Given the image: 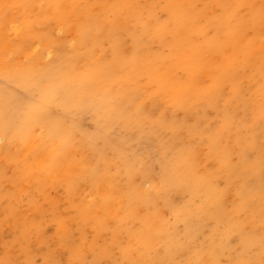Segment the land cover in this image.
Returning <instances> with one entry per match:
<instances>
[{"label":"bare ground","instance_id":"bare-ground-1","mask_svg":"<svg viewBox=\"0 0 264 264\" xmlns=\"http://www.w3.org/2000/svg\"><path fill=\"white\" fill-rule=\"evenodd\" d=\"M155 1L168 13V20L161 19L156 3L145 6L140 0H0V76L14 86L0 87V164L12 168L18 181L11 197H16L19 207L27 204L25 209L15 207L22 214L16 223H33L31 219L41 214L48 200L47 189L63 187L59 194L80 215H67L60 224L66 231L80 219L93 218L102 226L108 215L120 216V223L140 220L142 229L129 231L138 234L145 249L151 248L152 235L167 236L166 257L158 254L150 264H222L216 244L211 256L194 251L195 238L209 217L224 222L228 232L264 240L259 227L264 223V121L242 130L239 109L231 112L221 104L222 100L244 102L246 114L245 94L249 93L261 99L264 116V0ZM126 13L139 22L146 18L151 37L169 47L174 69L187 78L173 79L172 64L163 71L164 58L136 34L134 51L125 55L120 34ZM61 31L67 36L64 41L53 37ZM168 35L173 42L168 43ZM106 39L112 40L111 58L105 54ZM236 63L253 68L248 88L235 72ZM205 73L209 83L202 80ZM143 74L168 87L171 113L153 118L141 99ZM226 81L231 88L228 97L222 88ZM208 107L223 110L221 129L205 126L201 118ZM178 108L194 115L196 122L174 119ZM72 112L90 113L95 130L85 129L81 116ZM156 120L167 136L158 131L138 144L129 135L135 127L145 131L148 126L152 132ZM196 137L220 153L219 169L202 170ZM171 147H180L174 155L182 160L169 157ZM90 151L98 155L97 160ZM154 157L162 169L161 181L189 192L184 211L175 213L177 221H185L184 242L176 225L156 208L157 183L148 172ZM115 158L123 161V168L116 167ZM123 171L126 186L119 181ZM138 172L145 176L141 184L136 181ZM230 187L237 194L232 203ZM49 201L54 211L59 201ZM143 203L151 207L145 217L138 208ZM6 213V219L16 215L14 208ZM88 246L87 239L80 238L77 252ZM124 254L129 258L126 250ZM263 260L261 255L248 264H264Z\"/></svg>","mask_w":264,"mask_h":264},{"label":"rangeland","instance_id":"rangeland-1","mask_svg":"<svg viewBox=\"0 0 264 264\" xmlns=\"http://www.w3.org/2000/svg\"><path fill=\"white\" fill-rule=\"evenodd\" d=\"M33 1L37 2V0ZM140 3L145 6L156 3L161 19H169L168 13L158 1L140 0ZM127 14L128 13H126V15L123 14L127 16V18L124 17L122 19L123 31L120 34L121 48H123L125 55H129L134 51V34H136L144 45H147L150 41L152 45L151 51L160 53V57L164 58V60L161 59L162 69L166 71V67L172 64V54L170 53L169 47L164 45L159 39L151 37V31L147 28L145 23L146 18L139 22L134 16ZM209 30V36H214V30L211 27ZM53 37L60 38V41L67 39L64 31L59 33L56 32ZM167 40L168 43L173 42L172 35H168ZM58 43L61 44L62 42ZM103 45L105 46V54H107L108 58H111L112 40H104ZM241 58H243L242 55ZM224 61L222 57L219 58V62L222 63V65ZM173 65L174 64L171 65L172 69H169L171 74L175 75L172 76L173 79L179 75L184 78L188 77L182 70H175ZM244 65L238 66L236 63L233 66L235 67L234 69L237 75L244 80L243 85L248 88L252 84V80H250L249 77L253 68L250 65ZM233 66L231 67L233 68ZM209 77V74L205 73L202 80L209 83ZM229 83L230 81L223 83L224 86L222 88L225 97L231 94ZM140 85L144 87V91L142 90L144 95H141V99L144 98L145 106L151 111L150 113H153V118L159 113L167 115L173 111V107L170 106L171 103L169 102V104L167 102V99L170 97L168 87L162 88L158 85L157 80H153L151 77H148L147 74L140 76ZM0 87L5 90L14 88L13 84L6 82L2 76H0ZM260 100L261 99L251 97L249 93L245 94V104L248 103V109L245 111L246 114L243 112L244 102H240L236 105V102L228 104L226 100H222L221 104L222 108L224 106L230 107L229 111L231 112H234L236 108L239 109L236 110V112H241L244 120L240 126L242 130H245L251 126V123L256 121L262 123L264 121V116L260 113V104H262ZM56 109L57 107H55V110ZM72 115H76V117L81 116L85 129L89 131L95 130L96 122L90 113L72 112ZM69 117H71V115H69ZM222 117L223 110L218 111L217 109L208 107L204 110L201 119L204 120L205 126L209 124L210 127L214 129H221L224 124V119ZM173 118L177 120L190 119V123L196 122V117L194 115H187L179 108L175 111ZM152 128L154 130L151 132L148 126L145 127V131H143L144 129H140V127H135L128 133L138 144L149 141V139L152 138L151 135L158 131L163 137L168 134V132H161V124L157 120L152 125ZM121 129L119 131H121ZM118 132L116 131V133ZM148 135L150 138H147ZM78 138H81L80 134H78ZM198 139L199 140L195 142L194 145L198 146L199 156L204 162V164H201L202 170L205 168L214 170L219 169L223 160L220 153L208 149L203 143L204 141H202V139L200 140V138ZM100 143L102 144L101 141ZM179 150L180 147H175V149L171 147L167 150V154L175 161L179 159L182 160V158H178L174 155L175 152ZM90 154L92 159L97 160L98 155L96 153H91L90 151ZM114 161L116 162L117 168L124 167L122 160L115 158ZM10 169L11 171L7 172ZM148 172L151 178L157 183L158 190L155 192L156 208L170 221V224L176 225L175 230L177 231L180 241L184 242L186 239L185 221H177L175 213L184 211L186 204L189 203L190 195L188 190L180 186H175L172 183L167 185V183L165 184L161 181L162 169L156 157H154L152 163L149 164ZM13 175L12 168L8 167L7 164H0V264H150V259L158 254L166 257L167 236L152 235V246L150 249H145L144 245L139 242L138 234H133L129 231V229L137 232L140 231L142 229L140 220H135L131 223H120V221H118L120 216L115 217V215H108L105 218L104 226L91 218L90 220L80 219L78 222H74L67 231L63 229L60 224L66 220L68 217L67 215L80 216L76 208L68 207L69 202H67V198L59 194V189L63 187H58L57 190L53 187L47 189L48 200L44 202L45 207L41 214H37V216L31 219L34 221L33 223L29 222L27 226L23 225L24 223L22 222L16 223L15 220L21 217L22 214L18 211L19 209L17 210L15 208L19 207L20 202L16 200V197H11L16 187L15 184L18 182ZM144 179V173L138 172L136 181L141 184ZM119 181L120 184L126 186L127 176L124 171L120 173ZM227 183L226 180L221 182L222 186H226ZM228 192L230 203L237 200V194L231 187ZM26 195L36 197L32 192H28ZM51 199L59 201V206L55 207L56 209L54 211L50 208L49 200ZM22 202L24 203L26 200L21 201V204ZM13 208L16 211V215H12V218L6 219V210L8 211V209ZM19 208L25 209L27 208V204ZM138 208L140 214L144 217L147 216L151 210L150 205L147 203L141 204ZM118 215L121 214L118 213ZM36 221L39 222V226L35 225ZM206 221L207 224L198 232L195 238L194 251L211 256L210 250L212 245L216 244L221 250L220 257L222 264H248L261 255L264 259V240L260 239L261 241H255L244 238L239 232H228L227 225L217 220L215 217H209ZM9 222L10 225L8 224ZM259 227L264 232V223L263 225H259ZM251 233L253 235L256 234L252 230ZM82 237L87 239L89 246L82 249L81 252H77L80 247V238ZM125 250L129 254V258L124 254ZM179 263L187 264L186 261L184 263L180 261ZM208 263L212 264L211 262Z\"/></svg>","mask_w":264,"mask_h":264}]
</instances>
